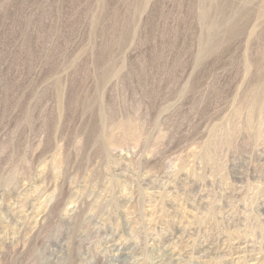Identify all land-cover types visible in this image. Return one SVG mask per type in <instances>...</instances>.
Masks as SVG:
<instances>
[{
    "label": "rangeland",
    "instance_id": "rangeland-1",
    "mask_svg": "<svg viewBox=\"0 0 264 264\" xmlns=\"http://www.w3.org/2000/svg\"><path fill=\"white\" fill-rule=\"evenodd\" d=\"M0 264H264V0H0Z\"/></svg>",
    "mask_w": 264,
    "mask_h": 264
}]
</instances>
